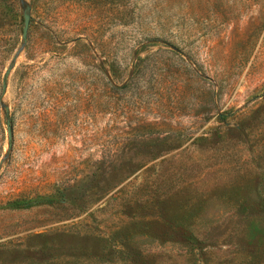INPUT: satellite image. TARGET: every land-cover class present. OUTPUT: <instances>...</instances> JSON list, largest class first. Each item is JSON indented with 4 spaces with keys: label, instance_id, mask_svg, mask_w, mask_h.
<instances>
[{
    "label": "rangeland",
    "instance_id": "1",
    "mask_svg": "<svg viewBox=\"0 0 264 264\" xmlns=\"http://www.w3.org/2000/svg\"><path fill=\"white\" fill-rule=\"evenodd\" d=\"M0 264H264V0H0Z\"/></svg>",
    "mask_w": 264,
    "mask_h": 264
},
{
    "label": "water",
    "instance_id": "2",
    "mask_svg": "<svg viewBox=\"0 0 264 264\" xmlns=\"http://www.w3.org/2000/svg\"><path fill=\"white\" fill-rule=\"evenodd\" d=\"M30 21H31V16L29 13H25V26H24V30H23V37L26 39L28 36V30H29V25H30ZM8 129H9V134L10 137L12 136V129L10 124H8Z\"/></svg>",
    "mask_w": 264,
    "mask_h": 264
}]
</instances>
